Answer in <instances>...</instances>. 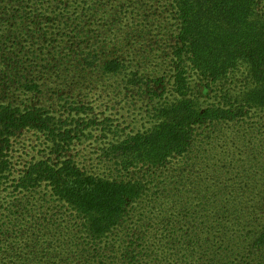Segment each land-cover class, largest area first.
<instances>
[{
    "label": "trees",
    "instance_id": "1",
    "mask_svg": "<svg viewBox=\"0 0 264 264\" xmlns=\"http://www.w3.org/2000/svg\"><path fill=\"white\" fill-rule=\"evenodd\" d=\"M258 1L172 0L179 25L174 42L163 54L171 79L154 94L171 91L174 96L155 108L152 126L115 140L107 149L115 170L131 175L94 173L68 153L30 163L16 188L30 191L45 184L61 204L72 209L77 226L66 233L62 229L66 238L59 239L54 235L62 222L52 232L56 219L49 216L50 226L42 237L38 228L21 225L24 212L19 211L16 220L25 230L21 229L26 235L25 255L0 264H106L103 258L114 245L108 244L109 237L127 221L147 190V173L142 171L166 168L181 158L185 168L174 181L184 187L179 178L196 177V163L186 161L205 137L200 128L242 119L252 109L264 110V0L258 6L262 13L256 9ZM148 4L149 0H0V180L8 177V150L17 132L48 130L59 148L60 143H70L62 129L56 132L53 127L54 114L42 102L32 101L50 76H54L51 82L60 80V73L70 72L74 65L84 70L100 67L108 74L125 72L131 82L138 81L141 69L124 48L121 31L125 23L127 38L141 35L137 22H144L141 10ZM71 61L75 63L66 64ZM240 66H245L249 83L239 93L220 90L219 104L203 106L195 100L192 73L221 88ZM256 174L252 171L241 174L244 180L211 185L201 177L199 187L185 189L189 204L193 197L198 203L185 206L176 221L181 225H172L180 232L175 240L181 254L168 264H264V179L252 181ZM169 223L165 217L168 229ZM141 238L133 233L123 240L121 264H141ZM105 249L108 252L103 253Z\"/></svg>",
    "mask_w": 264,
    "mask_h": 264
},
{
    "label": "rangeland",
    "instance_id": "2",
    "mask_svg": "<svg viewBox=\"0 0 264 264\" xmlns=\"http://www.w3.org/2000/svg\"><path fill=\"white\" fill-rule=\"evenodd\" d=\"M262 4L259 0L256 8L261 13L258 6ZM141 12L143 17L146 15L143 23L137 22L138 34L141 35L127 38L128 35L124 33L129 28L125 23L121 31L122 37L126 39L124 48L131 52V56L133 54L134 63L141 69L138 81L131 82L130 74L125 72L108 74L100 67L84 70L75 69L72 65L70 72L64 69L60 73L63 74L60 80L51 82L54 76H50L43 92L32 97V101L42 102L54 114L56 125L53 127H56V132L62 129L70 143H60L59 148L54 145L48 130L36 128L23 129L12 137L8 150L10 170L8 177L0 180V261L16 262L25 255L22 247L26 235L21 234V225L25 223L32 225V229L41 230L40 236L43 237L47 226H50L46 219L52 216L56 220L50 226V231H56L55 226L62 222L54 235L59 239L66 238L61 233L62 229L66 233L71 227L77 226V223L72 222L76 216L72 209L61 204L45 184L30 191L16 188L20 176L30 163L46 158L56 159L57 155L68 153L77 164L94 173L103 176L121 175L124 178L131 175L115 170L117 167L110 161L107 149L115 140L152 126L156 122L155 108L174 96L171 91L162 95L154 94V89L164 83L168 86L170 82V68L168 62H164L163 54L174 42L179 25L172 0H149L147 9ZM74 63L71 61L66 64ZM248 79L245 66L237 68L223 81L221 88L192 73V95L203 106L219 104L223 100L220 90L235 95L248 85ZM199 131L205 137L186 161L188 164L196 163V177L179 178L185 181L184 187L174 181L175 174L185 168L181 158L166 168L142 171L147 173L144 175L147 190L142 199L134 204L127 221L109 237L108 244L114 245L109 252L107 249L102 251L108 252L103 258L106 264L122 263L126 245L123 240H129L133 233L142 237L138 241L142 260L148 261L146 264H168L175 260L181 254V245L175 240L180 232L175 231L176 227L172 225L177 226L176 221L184 215L185 206L198 203L193 197V204H189L185 189L188 186L192 189L199 187L201 177L206 179L208 185L222 180L229 183L231 180L241 181L244 180L241 174H250L252 171L257 173L252 181L264 179V110L252 109L242 119L206 125ZM197 136L201 138L200 134ZM166 178L172 182L170 185L166 183ZM195 207L200 208L199 205ZM25 208L29 210H22ZM19 211L24 212L21 225L16 220ZM58 216H63V219ZM165 217L170 221L169 229L163 224Z\"/></svg>",
    "mask_w": 264,
    "mask_h": 264
}]
</instances>
